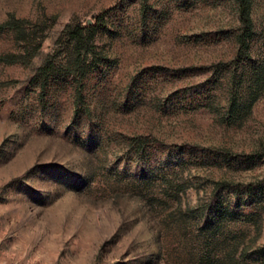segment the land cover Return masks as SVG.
<instances>
[{
    "label": "rangeland",
    "instance_id": "rangeland-1",
    "mask_svg": "<svg viewBox=\"0 0 264 264\" xmlns=\"http://www.w3.org/2000/svg\"><path fill=\"white\" fill-rule=\"evenodd\" d=\"M0 0V264H264V0Z\"/></svg>",
    "mask_w": 264,
    "mask_h": 264
},
{
    "label": "trees",
    "instance_id": "trees-1",
    "mask_svg": "<svg viewBox=\"0 0 264 264\" xmlns=\"http://www.w3.org/2000/svg\"><path fill=\"white\" fill-rule=\"evenodd\" d=\"M238 16L242 27V33L239 37H237V41L246 48L249 45L250 39L253 35V24L249 0H239Z\"/></svg>",
    "mask_w": 264,
    "mask_h": 264
}]
</instances>
